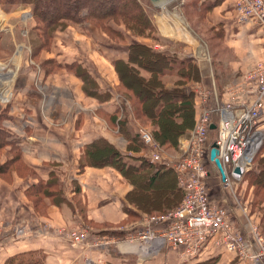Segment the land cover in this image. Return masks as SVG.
Masks as SVG:
<instances>
[{
    "label": "crops",
    "instance_id": "0c3cea01",
    "mask_svg": "<svg viewBox=\"0 0 264 264\" xmlns=\"http://www.w3.org/2000/svg\"><path fill=\"white\" fill-rule=\"evenodd\" d=\"M149 3L159 38L136 37L135 41L152 46L160 44L161 51L199 50V42H204L199 35L194 38V31L185 32L184 24L172 13L179 8L193 24L197 13L212 28L219 27L223 36L212 38L219 43L211 44L210 49L207 47V54L213 58H209L212 70H218L213 78L214 87L220 81L225 95L230 83L239 81L257 61L264 60V33L253 23L238 22L237 0H182L170 9L166 3L167 10L161 12L162 6L152 0ZM13 15L11 18H20ZM59 34L55 38L59 62L64 65L75 57L82 61L99 93L107 90L109 96L99 99L87 95L83 81L64 67L47 75L41 67L36 66V71L27 65V69L18 73L19 79L16 77L13 94L9 85L13 78L1 80L4 84L8 82L9 89L4 100H0V113L7 106L1 101L6 96L12 98L8 104L9 117L2 121L1 128L4 126L16 138L24 162L35 173L13 170L10 178L0 176V264L11 260L15 264H254L251 259L225 252L213 244H208L203 254L193 260L182 259L167 247L148 256L139 250L136 242L122 241L105 247L71 244L67 230L84 228L92 235L109 233L123 237L140 228L142 218L147 215L128 201L127 195L133 186L117 168L86 166L83 172L80 170L81 162L89 160L86 147L104 140L123 154L151 162L145 155L146 149L138 145L137 148L131 140L130 125L121 134L116 126L118 116L110 117L117 108L125 110L123 105L131 111L130 104L116 91L119 80L112 65L114 59L127 57L128 48L105 44L106 38L109 41L107 34L92 25L87 35L75 31L74 38H67V30ZM181 41L186 42L185 47L178 45ZM200 61L206 68V60ZM203 78L206 81V76ZM262 125L264 129V115ZM131 130L136 133L132 127ZM10 150L12 145L8 144L2 151L10 157ZM53 171L63 179L66 188L54 198L44 197L43 204L35 203L36 197L29 193V188L42 179L50 181ZM74 182L80 185V191L71 190ZM213 197L221 198L220 194ZM127 208L141 218H129ZM232 214L237 227L248 234L241 212L235 207Z\"/></svg>",
    "mask_w": 264,
    "mask_h": 264
},
{
    "label": "trees",
    "instance_id": "16d2710c",
    "mask_svg": "<svg viewBox=\"0 0 264 264\" xmlns=\"http://www.w3.org/2000/svg\"><path fill=\"white\" fill-rule=\"evenodd\" d=\"M5 1H8V4L32 7L31 29L33 32H39L38 36L43 38L42 44L33 51L35 59L44 50L50 51L52 41H55L58 34L65 30H67V38H74L75 31L87 35L88 27L92 25L94 28H101L110 38L112 37L108 31L123 39V33H117L109 25L103 26L107 20L124 24L126 31L134 34V37L144 36L156 40L155 37L147 35L152 29V24L140 0H0V4H6ZM6 10L10 11V8L6 7ZM127 51L126 58L114 59L112 65L119 80L116 91L130 104L132 111H129L127 105H123L125 110L117 108L110 117L114 116L115 119L118 116L119 122L116 126L121 134H125L126 127L130 125L129 136L136 147L137 145L143 147V143L137 133L135 116L137 120L143 121L152 128L153 136L162 145L168 144L176 150L179 149V139L191 127L189 119L196 113L195 92L188 88L187 82L201 77L200 68L193 64L191 57L181 58L176 53L157 50L142 41H133L128 45ZM44 60L40 59L38 63L47 75L57 72L47 69L45 62L50 58ZM54 65L53 68L64 67L71 75L80 78L87 95L99 99L109 96L106 90L99 93V87L90 72L83 67L82 61L77 60L64 65L58 61ZM169 75H179L180 79L173 87H168L164 81ZM90 84L95 88L89 89ZM133 112L135 116L131 115ZM8 117L7 105L0 113V176L10 178L13 170L21 173L28 170L29 173H35L33 169H28L29 166L24 162L22 148L16 138L8 133L4 126L3 129L1 128L2 121ZM131 127L136 133L132 132ZM8 144L12 145L10 157L2 151ZM86 154L89 160L81 162L80 170L83 172L86 166L117 168L133 186L127 195L128 201L147 212V215L174 209L183 199L184 192L179 187L177 175L172 168L164 165L155 167L154 164L143 159L123 154L104 140H98L87 146ZM53 173L50 181L42 179L29 188V193L36 197L35 203L43 204L44 197L54 198L56 195H61L63 188H66L63 179L55 171ZM72 184L73 192L80 191L79 184L76 185L75 182ZM260 184L264 185V181ZM127 211L129 218L133 216L141 218L131 209L127 208ZM7 264L15 263L11 260Z\"/></svg>",
    "mask_w": 264,
    "mask_h": 264
},
{
    "label": "built area",
    "instance_id": "2783aa9c",
    "mask_svg": "<svg viewBox=\"0 0 264 264\" xmlns=\"http://www.w3.org/2000/svg\"><path fill=\"white\" fill-rule=\"evenodd\" d=\"M236 14L239 23H253L264 32V0H238ZM154 48L163 47L155 44ZM200 88L199 119L177 154H165L149 129H138L147 159L175 171L184 192L181 203L174 209L145 215L140 228L123 237L109 233L92 235L84 228L67 230L72 245L105 247L122 241L136 242L148 256L167 247L182 259L193 260L203 254L208 244H213L225 252L251 259L254 264H264V232L257 224L248 222V234H244L232 214L238 206L234 182L253 166L264 144V60L257 61L239 81L230 83L224 100L219 99L217 91L204 92ZM211 130L216 132L213 141ZM213 143L218 147L217 157L225 176L211 159ZM214 174L220 177L225 189L220 200L212 194L210 179Z\"/></svg>",
    "mask_w": 264,
    "mask_h": 264
},
{
    "label": "rangeland",
    "instance_id": "374dc122",
    "mask_svg": "<svg viewBox=\"0 0 264 264\" xmlns=\"http://www.w3.org/2000/svg\"><path fill=\"white\" fill-rule=\"evenodd\" d=\"M140 1L144 11L149 16L152 24V29L147 33V35L155 38H159L157 34V27L153 22L154 18L151 16V11L149 10V6L151 5L149 3V0H140ZM181 1L182 0H172L171 2H169V4H167V6L163 5L162 7H160L159 11L160 12L166 11L167 10L166 7H169L170 5L169 7L170 9L172 6L177 5L179 2L181 3ZM5 3L6 4H2V5L0 4V71L2 72V74L7 73L9 69L10 70L8 74L13 72V76L11 77V79L13 78V80L10 81V83L12 82L11 83L12 85L9 84L11 86V89L13 91L12 94H13L15 89L14 85H15L16 77L19 79L18 73H20V71H22L25 68L27 69L28 68L27 65H31L33 68H35L36 71H38L36 66L41 67L38 61L40 59L44 60L45 58H50V60L45 62L47 69H50L51 71H55V70L58 71L59 69L53 68V66L55 67L54 64L58 63L60 58L58 59V57H56L55 55L57 49V45L55 41H52L50 45L51 46L50 49L51 48L52 49L51 50L49 49L50 51L44 50L38 58L36 59L33 58V51L36 50L42 44L43 38L41 36H38L39 32H33L31 29L32 27L30 25V21H32L33 18L32 7L17 5V4H8V1H5ZM6 7H9L10 11H7ZM176 10L178 9L176 8ZM235 11H236V7H235ZM172 13L173 15L177 16L180 22L184 24V30L186 33L194 31L195 32L194 38L197 39L198 38L197 35H199L205 42V43L199 42L201 44L199 50H197V48H194V49L186 50V52L185 50H182L181 52L176 53L177 55L181 56V58H187V57L193 58V64L199 67L201 71V73H199V75L201 74V77L198 80L191 79L190 81L187 82L188 88L192 89L195 92L194 101H195L196 113L193 115L192 118L189 119L191 127L186 131L185 135H183L179 139V148H180L181 142H183V140L187 137V134H189L190 130L194 127L195 123L198 121L202 110L201 95H199L197 91L198 81L199 80L201 81L200 89H202L204 92L211 91L212 93H214L217 91L220 100H224L226 98L223 87L219 86L221 84L220 81L218 82L219 83L218 87H214L213 78L215 77V75H218V70L216 69L212 70V67L210 65V59L212 57L208 56L207 54L208 52L207 47H209L210 49L211 44L219 43V41L214 40L212 38L214 36H218V37L223 36V32L219 29V27L218 29L212 28V26L208 25L201 17L199 18L197 13L194 16V19H196L195 24H193L189 20V18L187 19L185 13H183L185 15L182 14L181 8H179L178 12L172 11ZM13 14L19 15L21 19L11 18V15ZM12 17H14V15ZM121 19L123 18L121 17ZM104 25H109L113 29H115L117 33L121 32L124 35L123 39H119L117 35H115V33L108 31V33L113 39L108 36L109 41L107 38L105 39V41H103L105 44L109 45L110 43V45H114L115 48L116 46H118L127 49L128 45L130 43H133V41H135L136 37H134V34L132 35L131 32L126 31V26L124 24L122 23L118 24L114 20H107V22L103 23V26ZM257 27L262 33H264L259 26ZM97 29L102 31L101 28H97ZM13 33L15 34L13 35ZM58 36L60 37V34H58ZM140 37L143 39L147 38L144 36H140ZM181 42L183 43H180L178 45L179 46L184 45L185 47L186 42L185 41H181ZM71 45L73 46L75 44L72 43ZM154 45L155 44L153 43V47ZM91 46L94 47V44H92ZM114 47L112 48L113 50L115 49ZM218 47H220V45ZM104 48H108V47H104ZM203 59L206 60L207 62L206 68H203L201 65V63L203 62L200 60ZM77 60L78 59H76L75 57L73 61L67 63H74ZM203 76H206V81L204 80ZM164 79H165L164 81H166V84H170V86L173 87L175 85V82L180 78L179 75L178 76L169 75ZM6 80H9V76H7ZM2 82L3 81H1V77H0V100H4V95H8L7 90L9 89V87L7 86L8 82L6 84ZM92 85L93 84L89 85V89L90 87L93 89ZM225 93H226V89H225ZM10 99L12 98H8V96H6L5 101H1V104L4 103L5 105H8L11 102L9 101ZM131 115L135 116L134 112ZM138 120L135 116V123L137 124L138 127L137 133L139 127L147 128L151 131L152 128L148 124ZM215 134L216 132L214 131L210 132V141H213L215 139L216 137ZM156 141L161 144L159 140L156 139ZM161 146L164 149L165 154L178 153V149L176 150L173 147L169 146L168 144L167 145L161 144ZM143 148L146 149L144 145ZM263 181H264V144L262 145L253 166L246 172V174L241 180H237L234 182V187H233V192L236 193L237 195V205H238L237 209L241 212L244 220L246 221V224L248 222L257 224L262 232H264V209H262L264 208V185H261L260 183H263ZM210 185L212 187V194L215 195V197H217L219 194L220 197L222 195H225L224 194L225 189L221 186V180L217 174H214L212 179H210ZM228 192L230 193L231 191L228 190Z\"/></svg>",
    "mask_w": 264,
    "mask_h": 264
},
{
    "label": "water",
    "instance_id": "95a60500",
    "mask_svg": "<svg viewBox=\"0 0 264 264\" xmlns=\"http://www.w3.org/2000/svg\"><path fill=\"white\" fill-rule=\"evenodd\" d=\"M156 5L158 6H163L165 5L166 3H169L171 2L172 0H152ZM218 155V147L216 145V143H213V147H212V150H211V159L215 160V162L217 163L219 169L221 170V172L223 173V176H225V173H224V168H223V165H222V162L221 160L217 157ZM238 171H240V169H237Z\"/></svg>",
    "mask_w": 264,
    "mask_h": 264
},
{
    "label": "bare ground",
    "instance_id": "6f19581e",
    "mask_svg": "<svg viewBox=\"0 0 264 264\" xmlns=\"http://www.w3.org/2000/svg\"><path fill=\"white\" fill-rule=\"evenodd\" d=\"M7 76H9V79H11V77L13 76V72H12V73H9L8 75L3 76L2 72L0 71V77H1V80L6 79Z\"/></svg>",
    "mask_w": 264,
    "mask_h": 264
}]
</instances>
